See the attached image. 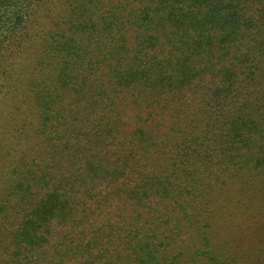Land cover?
Wrapping results in <instances>:
<instances>
[{
	"label": "trees",
	"instance_id": "16d2710c",
	"mask_svg": "<svg viewBox=\"0 0 264 264\" xmlns=\"http://www.w3.org/2000/svg\"><path fill=\"white\" fill-rule=\"evenodd\" d=\"M75 9L84 24L47 42L37 94L36 126L63 150L12 176L0 264H229L264 177V0Z\"/></svg>",
	"mask_w": 264,
	"mask_h": 264
},
{
	"label": "rangeland",
	"instance_id": "374dc122",
	"mask_svg": "<svg viewBox=\"0 0 264 264\" xmlns=\"http://www.w3.org/2000/svg\"><path fill=\"white\" fill-rule=\"evenodd\" d=\"M71 1H19L15 9L22 8L19 20L13 19L11 15L8 18L5 15L0 20V201L8 197L12 176L15 177L18 172L33 166L30 173L38 176V172L48 161L51 164L54 161L56 156L53 153L63 150L62 147L55 151L51 149L53 141L46 140L47 137L50 138L49 135H41L42 128L38 127L40 118L37 115V94L46 64L43 53L47 42L50 39L59 42L62 33L63 36L66 35L64 30L68 27L69 20L84 24L86 15L83 16L82 10L69 12ZM47 62V65L55 67L54 63ZM79 148L85 154L84 143ZM69 154L75 155L72 151ZM69 167L64 166V169L69 170ZM253 183L256 186L254 189L250 188L248 213L245 215L243 212L235 219V223L242 222L248 230L244 236H232L234 242L231 246L234 251L228 258L231 260L229 264H264V177L254 179ZM237 189L228 186L220 196L227 198L229 194L236 193ZM240 189L243 191L245 188L243 186ZM6 204L12 206L14 201L7 199ZM3 229L5 225L0 218V241L4 239L5 244L9 238H3L6 236ZM3 257L0 254V260Z\"/></svg>",
	"mask_w": 264,
	"mask_h": 264
}]
</instances>
